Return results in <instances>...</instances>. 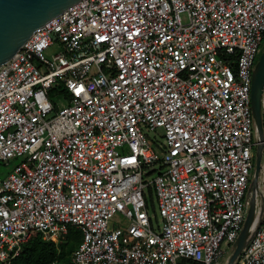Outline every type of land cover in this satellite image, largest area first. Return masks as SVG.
Here are the masks:
<instances>
[{
  "label": "built area",
  "instance_id": "obj_1",
  "mask_svg": "<svg viewBox=\"0 0 264 264\" xmlns=\"http://www.w3.org/2000/svg\"><path fill=\"white\" fill-rule=\"evenodd\" d=\"M263 44L264 0H79L38 27L0 66V162L19 159L0 264L70 226L71 261L49 264H220L251 197ZM252 232L235 264H264Z\"/></svg>",
  "mask_w": 264,
  "mask_h": 264
},
{
  "label": "water",
  "instance_id": "obj_2",
  "mask_svg": "<svg viewBox=\"0 0 264 264\" xmlns=\"http://www.w3.org/2000/svg\"><path fill=\"white\" fill-rule=\"evenodd\" d=\"M79 0H0V66L8 61L32 33L52 17L62 13ZM264 91V49L253 70L251 107L258 145L255 153V173L249 188L250 200L243 228L234 242L235 250L227 264H235L249 242L254 227L263 223L264 194L260 190L259 176L264 148L262 101ZM262 195L258 207L257 193ZM259 217L257 219V214Z\"/></svg>",
  "mask_w": 264,
  "mask_h": 264
},
{
  "label": "trees",
  "instance_id": "obj_3",
  "mask_svg": "<svg viewBox=\"0 0 264 264\" xmlns=\"http://www.w3.org/2000/svg\"><path fill=\"white\" fill-rule=\"evenodd\" d=\"M54 96L55 90L52 93V97ZM147 194L150 201H153V193L151 188L148 189ZM81 241L82 232L76 226H70L67 236L64 239H61L58 243L53 240H46L43 238L41 232L34 231L31 234V237L24 243L21 254L16 258V263L49 264L57 257L64 263H69L71 261V255L73 254V252L78 247Z\"/></svg>",
  "mask_w": 264,
  "mask_h": 264
},
{
  "label": "rangeland",
  "instance_id": "obj_4",
  "mask_svg": "<svg viewBox=\"0 0 264 264\" xmlns=\"http://www.w3.org/2000/svg\"><path fill=\"white\" fill-rule=\"evenodd\" d=\"M263 49H264V44H263ZM260 56V55H259ZM259 56L257 57V60H256V64L258 62V59H259ZM255 64V66H256ZM58 103L59 104H66V101L59 97L57 99ZM262 117H264V102L262 101ZM256 129V128H255ZM18 158L17 159H12L10 160V163L9 164H4L3 162H0V176L1 177H5L9 172H11L13 170V167L14 165L18 162ZM254 173H255V167H254V170H253V176H252V180L254 178ZM264 176V156L262 158V168H261V171H260V176H259V185L261 186V189L260 190H263L264 192V186L262 185V178ZM252 180H251V183H252ZM262 192V191H261ZM262 192V193H263ZM260 192H258V201L261 202L262 201V195L259 194ZM113 221H115L116 223H120L121 225L125 226L126 222L122 219H117V217H114L113 218ZM235 250V245L234 243L230 244V245H227L226 246V251H225V255L224 257L222 258V260L220 261V264H227L228 262V259L230 258V256L232 255V253L234 252Z\"/></svg>",
  "mask_w": 264,
  "mask_h": 264
}]
</instances>
